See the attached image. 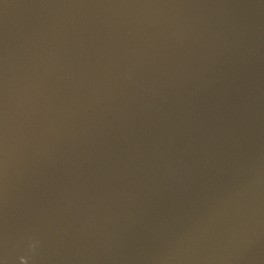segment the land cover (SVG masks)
I'll return each mask as SVG.
<instances>
[{
  "label": "water",
  "instance_id": "water-1",
  "mask_svg": "<svg viewBox=\"0 0 264 264\" xmlns=\"http://www.w3.org/2000/svg\"><path fill=\"white\" fill-rule=\"evenodd\" d=\"M0 264H264V0H0Z\"/></svg>",
  "mask_w": 264,
  "mask_h": 264
}]
</instances>
